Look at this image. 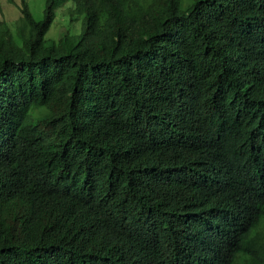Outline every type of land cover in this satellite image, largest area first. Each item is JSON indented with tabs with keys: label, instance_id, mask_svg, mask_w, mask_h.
Segmentation results:
<instances>
[{
	"label": "trees",
	"instance_id": "1",
	"mask_svg": "<svg viewBox=\"0 0 264 264\" xmlns=\"http://www.w3.org/2000/svg\"><path fill=\"white\" fill-rule=\"evenodd\" d=\"M85 14L46 38L56 5ZM0 20V264H264V0H21Z\"/></svg>",
	"mask_w": 264,
	"mask_h": 264
},
{
	"label": "rangeland",
	"instance_id": "2",
	"mask_svg": "<svg viewBox=\"0 0 264 264\" xmlns=\"http://www.w3.org/2000/svg\"><path fill=\"white\" fill-rule=\"evenodd\" d=\"M29 7L36 19L44 17L47 0H27ZM126 8L130 7L131 0H120ZM190 3L191 0H185ZM21 0H0V20L6 21L11 27L13 33L18 38L19 29L26 30L27 21L21 12ZM56 18L46 35L50 41H58L62 35L69 32L78 38L85 29V14L79 13L73 1H67L65 4L56 5Z\"/></svg>",
	"mask_w": 264,
	"mask_h": 264
}]
</instances>
